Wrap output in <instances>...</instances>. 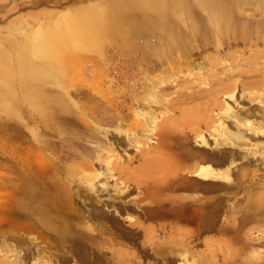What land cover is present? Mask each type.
<instances>
[{
  "label": "rangeland",
  "instance_id": "1",
  "mask_svg": "<svg viewBox=\"0 0 264 264\" xmlns=\"http://www.w3.org/2000/svg\"><path fill=\"white\" fill-rule=\"evenodd\" d=\"M2 52L16 53L15 64L12 59L16 72L9 70V61L0 66V264H18L16 256L23 248L16 242V148L22 135L33 136L31 129L42 143L50 145L43 151L45 157H52L53 152L70 154L65 166L76 183L83 177L79 168L86 162L92 167L87 165L85 170L102 171L107 157L118 156L111 166L110 188L122 183L129 188L124 200L140 205L137 209L129 206V215L151 232L153 226L158 241L165 242L162 258L148 244V237L151 241L156 237L134 230L137 238L126 245L137 254L134 263L181 264L184 256L189 264H264V133L254 134L241 125L239 129L248 136L245 142L219 146L209 139L207 147L197 142L201 135L221 136V121L237 129L236 120L219 114L227 105L255 121L264 132V0H0ZM30 77L37 79L31 83ZM40 82L45 83L46 91L40 89ZM20 91L26 94L22 102ZM37 91L58 108L67 106L68 112L78 108L76 114L74 110L67 113L69 120L59 119L51 112V108L58 109L52 102L31 97ZM59 95L62 97L56 99ZM21 107L31 121L24 128L18 118ZM141 110L161 115L158 123L161 130L167 125V133L152 146L136 149L127 136L146 128L138 125L136 113ZM76 115L78 123L73 120ZM47 124L49 132L40 134V125ZM94 147L100 151L97 159L92 157ZM209 151L214 157L218 152L227 155L224 165H211L229 167L231 183L199 179L196 170L191 171L203 164L197 160L209 161ZM158 186L176 194V199L165 202L177 207L175 219L171 215L162 218L163 202L154 195ZM106 199L118 207L123 202ZM188 212L194 221L187 217ZM250 213L254 219L235 230L233 224ZM162 221L166 223L159 228ZM127 224L124 221L131 229ZM172 224L175 231L170 229ZM41 244L45 245L43 240ZM55 250L47 247L36 262L29 256L24 264H47L48 260L61 264L62 250ZM89 250L94 260L110 255L93 243ZM65 257L67 264L91 263L79 261L71 252Z\"/></svg>",
  "mask_w": 264,
  "mask_h": 264
},
{
  "label": "bare ground",
  "instance_id": "2",
  "mask_svg": "<svg viewBox=\"0 0 264 264\" xmlns=\"http://www.w3.org/2000/svg\"><path fill=\"white\" fill-rule=\"evenodd\" d=\"M152 23H154V22H152ZM2 54H3V52H2ZM15 58H16V53H10V54L5 53L3 55L0 54V60L2 59L3 61H5L2 63L0 62L1 63L0 66L1 65L4 66L5 64H7L6 62L9 61V65L11 66V64H12V66L9 68V70L12 73L16 72V69L14 67L15 66L14 64L16 63ZM12 59L14 60V64L12 62ZM33 67H34V65H33ZM34 68H36V67H34ZM34 73H36V72H34ZM152 76H151V78H152ZM36 79H34V77H32V78L30 77L29 81L31 83H33V82H35ZM49 79H51V78H49ZM59 79H60V77H59ZM54 80H56V79H54ZM51 81H53V80H51ZM40 83H41L40 89L41 90L46 89V87L44 86L45 83L44 82H40ZM140 84H141V82H140ZM57 88H59V87H57ZM62 89H63V87H62ZM22 91H20V93H19L20 102H22L26 96V94ZM44 91H46V90H44ZM67 91H68V89H67ZM37 92L38 93L35 92L36 94H34L33 96L31 94V97H34L36 99H43L41 101H45L47 99V98L45 99L43 94H40L41 91L40 92L37 91ZM3 94L4 93H2V97H3ZM55 94H57V91L55 92ZM5 96L6 95L4 94V97ZM60 96L61 95L55 96V97L57 99L58 97L60 98ZM151 97H152V95H151ZM151 97H150V99H151ZM230 97L233 98V94H231ZM27 98H29V97H27ZM225 99H226V97H225ZM63 100H65V98ZM158 100H159V98H158ZM5 102L3 105L6 104ZM45 102H47L48 104H50V102L53 103V101H50V100L45 101ZM71 103L73 106L74 103L73 102H71ZM54 106H55V103H53V107ZM59 106L61 107V105H59ZM62 107H65V105L63 104ZM69 107H71V106L69 105ZM56 108H58V107H56ZM65 108L67 110L66 113H65V111H66ZM65 108L64 109H62V108H58V109L51 108L52 109L51 112L54 113L56 117L58 116L60 119L61 117H64V118L68 117L67 113H71V111H72V113H74L73 111L75 109L76 110L78 109L75 107L73 109L71 107L70 109H72V110L70 112H68L69 108L67 109V106ZM224 108H225L224 111L219 112V114L227 115L228 117H231L233 120H236L237 126H238L237 129L232 130L229 128L228 125H226L225 123H223V121H221L218 123V125H220L218 132H220L221 136L208 137L206 135H201L197 141L199 145L207 147L205 145H208L209 139H213V144H216V145H219L221 143L223 144L226 142L234 143V144L235 143L239 144L240 142H245L248 140V136H246V132H244L245 130L243 131V130L239 129V127L241 125L244 127H248V129H250V130H254V134L258 133V134L262 135L264 133L263 130L258 127V125L255 121L251 120L245 114L240 115L238 109L230 107V105H227V107H224ZM195 109H196V111L198 110L196 107H195ZM20 110H23V108L21 107V109L17 110V111L21 112V114L18 113V118L20 119V123H22L21 127H23V128L28 127L27 122L30 121V118H29L28 114H25L24 111L22 112ZM63 110H65V111H63ZM76 110H75L74 114H76ZM81 110H82V107H81ZM83 110H84V108H83ZM143 110H141L142 112H137L136 114H137V117L139 120L138 125L140 126V128L141 127L143 128V124L146 126V128H144L140 134L128 133V136H127V138L134 144L136 149H140L143 145L152 146L153 144L157 143L156 142L157 138H160L161 136L164 137L167 133V131H166L167 125L164 124L163 128H162L163 130H161V126L158 123V121L161 120V115L149 114L148 112H145V111L143 112ZM222 110H223V108H222ZM88 111H87V113H88ZM28 112H29V110H28ZM89 112H91V110ZM245 112L248 113L247 109ZM193 113H195V112L193 111L191 114H193ZM252 113H255V112H252ZM19 114H20V116H19ZM71 114H69V115H71ZM77 114H78V112H77ZM79 114H80V112H79ZM109 115L111 116V114H109ZM134 115H135V113H134ZM10 116H11V114H10ZM89 116H90V113H89ZM92 116H94V115L91 114L90 117H92ZM38 117H40V116H38ZM77 117H79V116L76 115L75 119L73 118L74 122L76 121ZM102 117H103V115H102ZM121 117H122V115H121ZM81 118L83 119L82 121H84V118L83 117H81ZM94 118H97V117H94ZM135 118H136V116H135ZM46 119H48V118H46ZM51 119H53V118H51ZM48 120H50V119H48ZM66 120H67V118H66ZM68 120H69V117H68ZM75 123H78V122H75ZM82 123H83V125H85L84 122H82ZM63 124L65 125L64 122H63ZM79 124H81V123H79ZM16 125H18V124H16ZM49 125H51V124H49ZM136 125H137V123H136ZM170 125H172V124H170ZM40 126H41V128L39 130L40 134L49 132L50 127L48 126V124L47 125H40ZM38 127H37V129H38ZM85 127L87 128L86 125H85ZM60 128L62 129V127H60ZM32 130L33 129H31L30 132L33 136H30L31 138H29L28 136L22 135V138L23 137L24 138L23 139L20 138V141L19 140L17 141L18 146L16 148V153H17L16 154L17 155L16 156V168H17V171H16V179H17L16 180L17 181L16 182V242L19 244H21V243L23 244V248H21L22 250H20L18 255L16 256V262L18 264H24V262H26L25 261L26 257H29V256L34 258V262H36V259L39 256H41L40 255L41 253L46 251L47 247L55 248L56 252H58V250H60V249L62 250L60 253L61 257H62V259L60 260L61 264H67V261L65 259L66 258L65 255L67 252L74 253V255L77 257V259L79 261H85V262L89 261V262H91L90 264H101L102 261H104L105 263H108V264H138V263H134V261H135L134 257H136L137 254H135L133 251L131 252V251L126 249V245H128V243H132V244L134 243V239L136 237L134 234V230H136V232L143 231L144 236L150 235L152 237H156L155 241H151V237H148V242H149L148 244L153 247V251L156 255H159L162 258L165 256V253H166L165 248H164L165 242H164V240H162V242L158 241L157 236L154 235V231H156L155 228L152 226V229H153L152 232L148 229V227H144L145 228L144 229L143 225H142V221L137 219V217L134 218L132 215H129V213H130L129 210L131 208L137 209V207L139 208V206H140V205H138V203H136L134 201H132L131 204L130 203L128 204L129 200L128 199L124 200V196L128 194L129 188H126L125 185H122L123 184L122 182H121L122 184H119L117 186L115 185V187L112 186V188H110L111 185H109L108 181H109V178L114 176L112 169H111V166L113 164V160L118 158L117 155L112 153V155L107 157V159L105 160L106 165H104L105 169L102 171L98 170V169L94 170V168H92V169L90 168L89 170H85L84 169L85 166L88 165V168L91 166V163H89V162H86V165L84 167H82L80 165L81 168H79V169H81L83 171V173L81 171V173L83 174V177L81 179L79 178L80 182L76 183L75 182L76 178L74 179L73 177H71L68 174V169L65 166L66 160L69 158L70 154L68 155L65 153V154L58 155V153L53 152L52 157L51 156L48 157V155H47V157H45L44 155H46V154H43V151H47L48 149H50V147H49L50 145L48 146L46 143H42L40 137H38V135L36 136L34 133H32ZM86 130H88V129H86ZM158 131H159V133H158ZM26 132H23V134H25ZM58 132L62 133L63 131L58 130ZM7 133H8V131H7ZM54 133H55V131H54ZM103 133L101 132L102 135H103ZM96 134H98V133L96 132ZM247 135H248V133H247ZM25 137L26 138L28 137L29 139H26ZM38 143H41V144L37 145ZM158 146L159 145H157V147ZM97 149H98V146H97ZM91 150H92L91 153L93 154L92 157H95V159L99 158V152L100 151L99 152L96 151V147L92 148ZM103 150H104V148H103ZM58 152L60 153V151H58ZM78 152L79 151H77L76 154L80 153V152L79 153ZM209 153H210V155L208 157L211 159V161L213 163L215 162L216 164H218L220 166H221V164L224 165V161L227 160V155H225V153L223 154L221 152L220 153L218 152L217 154H215L216 157H214L213 151H211V152L209 151ZM192 156L196 157L194 154ZM230 156H232V155H230ZM110 158H112V159H110ZM209 158H207V159L210 160ZM70 159H71V157H70ZM203 159H205V157ZM197 161H199L200 163L203 162V164H201V165L198 164V166L195 168V166L197 164L194 163L195 165L193 167L195 169L192 168L191 171L196 170L194 172V175L197 176L199 179H204L206 181L208 179L214 180V181L219 180V182L224 181L225 183L228 181L230 182L232 176H230V172L228 169L229 167H227V169L219 168L218 166L213 167V165H211L212 162L206 164V163H204V161H200V160H197ZM81 162H84V161L82 160ZM68 168H69V166H68ZM88 168H86V169H88ZM70 170L72 171L74 169H70ZM102 175L105 176L104 180L99 181V178ZM195 180H197V179H195ZM81 182L83 185L82 184L80 185ZM203 183H204V181H203ZM203 188H205V187H203ZM110 189H113L115 191V193H111ZM167 192H169V193H167ZM154 195L157 198H159L161 200V202H163V205H162L163 208L162 207L160 208V210L162 212V214L160 212L162 218L165 219L166 215H171L172 219H175L176 215L178 214V209L173 202H171V203L168 202L169 205L166 204L167 203L166 200L174 198V195L176 197V194L169 191L168 188L158 186L154 190ZM177 195H179V193ZM178 197H180V195ZM181 197H183V196L181 195ZM186 197L188 198V196H186ZM106 198H110V199L112 198V199H116V200L123 199V202L120 204L121 206L119 205V207H118L114 202H112L113 200L111 201L112 202L111 203L110 200H108ZM174 199H176V198H174ZM152 201L154 202V200H152ZM157 202L158 201L156 200V203ZM161 202L159 201V203H161ZM129 206H131V208H129ZM254 211H257V210H254ZM122 212H126V214L122 215ZM198 212L197 213L194 212V213L198 214ZM181 213H180V216L182 217L184 213L183 214H181ZM188 213H186V214H188L187 217H189V219H192V217H191L192 213H190V212H188ZM203 213H204V211H203ZM242 215H244V214H242ZM121 216H123L125 219L122 218ZM226 218H228V217H226ZM197 219L198 218L196 217V220ZM200 219H201V217H200ZM251 219H254V217H253V215H251V213L247 214V215L245 214L238 221L237 225H234L233 223H230V225L233 224V228L235 230H237V229H239V227L241 225L250 221ZM192 220L194 221V217ZM88 221H90V223H89L90 225H88V223H87ZM124 221L128 222L127 226H129L131 229L128 230L124 226ZM233 221H234V219H233ZM207 222H209V221L207 220ZM164 223H166V222L162 221V223L160 224L161 226H159V228H161V227L163 228ZM172 223H175V222H172ZM175 227H176L175 224L170 225V229H172L174 231H175ZM230 227H232V226H230ZM207 228H209V227H207ZM202 230H203V226H202ZM204 230H205V228H204ZM235 235H236V233H235ZM251 239H250V241H251ZM42 240H43V243L45 245L41 244ZM181 241H183V240H181ZM252 242H253V240H252ZM252 242H251V244H252ZM92 243L95 244L97 247H99L101 249V252H105L106 250L109 251L110 255L108 257L103 256L104 260H103V258L102 259L97 258L94 260V258L91 257L92 255H90V250H89V248L92 246ZM171 243H173V242H171ZM183 243H184V241H183ZM247 243H249V242H247ZM103 248L106 250H103ZM16 249H17V247H16ZM169 249H172V248L170 247ZM167 251L170 252L171 250L169 251L167 249ZM171 252H173V251H171ZM101 254H103V253H101ZM182 259H183V262H181V264H189V263H187L186 260H184V256ZM241 259H243V258H241ZM241 261H243V260H241ZM190 262H191V260H190ZM241 263H243V262H241ZM47 264H51L50 260H48Z\"/></svg>",
  "mask_w": 264,
  "mask_h": 264
},
{
  "label": "crops",
  "instance_id": "3",
  "mask_svg": "<svg viewBox=\"0 0 264 264\" xmlns=\"http://www.w3.org/2000/svg\"><path fill=\"white\" fill-rule=\"evenodd\" d=\"M207 160H208V159H207ZM210 162H212L211 159H210L209 161H206L205 163L207 164V163H210ZM212 164H213V162H212Z\"/></svg>",
  "mask_w": 264,
  "mask_h": 264
}]
</instances>
